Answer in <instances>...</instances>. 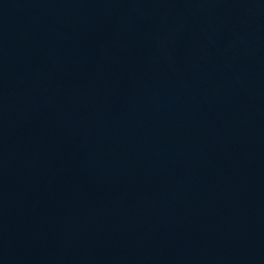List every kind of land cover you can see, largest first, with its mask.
I'll list each match as a JSON object with an SVG mask.
<instances>
[{
  "label": "water",
  "instance_id": "water-1",
  "mask_svg": "<svg viewBox=\"0 0 264 264\" xmlns=\"http://www.w3.org/2000/svg\"><path fill=\"white\" fill-rule=\"evenodd\" d=\"M0 264H264V0H0Z\"/></svg>",
  "mask_w": 264,
  "mask_h": 264
}]
</instances>
